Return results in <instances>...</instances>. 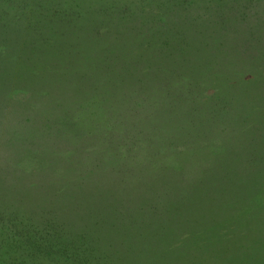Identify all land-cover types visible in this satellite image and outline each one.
Segmentation results:
<instances>
[{"label":"rangeland","instance_id":"rangeland-1","mask_svg":"<svg viewBox=\"0 0 264 264\" xmlns=\"http://www.w3.org/2000/svg\"><path fill=\"white\" fill-rule=\"evenodd\" d=\"M0 264H264V0H0Z\"/></svg>","mask_w":264,"mask_h":264}]
</instances>
